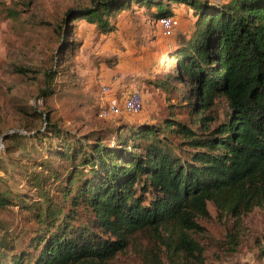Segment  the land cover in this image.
<instances>
[{
	"label": "trees",
	"instance_id": "obj_1",
	"mask_svg": "<svg viewBox=\"0 0 264 264\" xmlns=\"http://www.w3.org/2000/svg\"><path fill=\"white\" fill-rule=\"evenodd\" d=\"M174 5L193 12L194 29L168 53L169 70L147 83L168 96L188 83L180 97L191 121L169 112L156 122H122L100 117L99 106L97 116L114 125L77 133L49 110L31 107L26 114L44 127L36 136L42 150L14 133L0 171L5 179L16 172L37 199L13 192L0 177V211L16 206L28 214L24 228L34 226L18 231L0 220V264H111L139 239L150 245L144 264H208L191 234L209 217L208 203L237 220L264 207V0H89L62 18L61 57L81 50L73 39L80 21L108 35L121 13L143 10L157 23L176 16ZM71 66L60 76L72 81L49 85L43 97L92 107L75 75L64 73ZM221 97L228 118L212 129L218 119L208 114ZM33 153L43 155L42 163Z\"/></svg>",
	"mask_w": 264,
	"mask_h": 264
},
{
	"label": "rangeland",
	"instance_id": "obj_2",
	"mask_svg": "<svg viewBox=\"0 0 264 264\" xmlns=\"http://www.w3.org/2000/svg\"><path fill=\"white\" fill-rule=\"evenodd\" d=\"M88 1L0 0V158L7 162L10 155L7 146L11 143H6V139L14 133L25 137L29 147L34 145L42 150L36 136L44 127L41 120L26 114L33 113L31 107L39 112L49 110L53 121L63 129L83 133L102 125H114V121L99 118L97 109L103 103V97L129 90L117 102L122 103L136 91L143 96L144 110L139 115L116 118L119 121L156 122L169 112L178 120L191 121L189 106L180 97L188 93V83L176 94L168 96L148 84L147 79L160 75L164 68L169 70L173 62H170L168 53L193 31L196 21L193 12L183 5H174L178 26L171 37L163 36L156 20L143 10L121 13L115 21L116 31L108 35L98 34L94 23L80 21L73 39L82 42V48L70 60H63L58 38L62 18L70 9ZM9 11L13 13L10 19ZM67 62L73 66L64 73L75 75L82 85V92L86 90L93 101L92 107L79 109L73 103L65 104L58 97H43L49 85L57 83L63 87L68 84L64 82L67 75H63V79L60 76ZM16 67L26 70L23 76L18 75ZM104 87L110 89L109 94L104 92ZM228 113L227 100L218 98L208 114L218 119L212 129L225 122ZM32 156L36 163H42V154L33 153ZM12 175L13 178L5 179L7 175L0 171V177L8 181L13 192L30 191L32 199H37L34 188L29 189L16 172ZM207 207L209 217L199 219V229L191 233L203 247L207 263L264 264V207L255 208L240 220L219 212L212 203ZM19 210L16 206L1 210L0 220L18 231L34 226L31 221L24 228L28 214ZM138 241L137 248L131 247L111 264H144V252L150 245L144 239ZM162 257L164 262H170L164 255ZM175 262H181V259L176 258Z\"/></svg>",
	"mask_w": 264,
	"mask_h": 264
},
{
	"label": "built area",
	"instance_id": "obj_3",
	"mask_svg": "<svg viewBox=\"0 0 264 264\" xmlns=\"http://www.w3.org/2000/svg\"><path fill=\"white\" fill-rule=\"evenodd\" d=\"M157 26L162 31V35L171 37L178 26V21L174 17H164L157 21ZM106 94L110 93V89L104 87ZM144 110V99L142 94L134 91L124 99L122 103H111L105 107L100 114L102 118H115L123 115H139Z\"/></svg>",
	"mask_w": 264,
	"mask_h": 264
},
{
	"label": "crops",
	"instance_id": "obj_4",
	"mask_svg": "<svg viewBox=\"0 0 264 264\" xmlns=\"http://www.w3.org/2000/svg\"><path fill=\"white\" fill-rule=\"evenodd\" d=\"M129 93V90L120 91L117 95H111L107 98L103 97V103H101L100 107L107 106L111 103H116L118 100L122 99ZM106 100V101H105Z\"/></svg>",
	"mask_w": 264,
	"mask_h": 264
}]
</instances>
